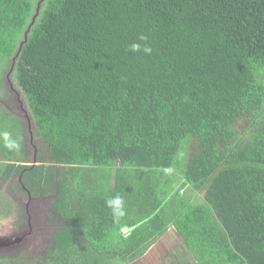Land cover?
Listing matches in <instances>:
<instances>
[{
    "label": "trees",
    "instance_id": "trees-1",
    "mask_svg": "<svg viewBox=\"0 0 264 264\" xmlns=\"http://www.w3.org/2000/svg\"><path fill=\"white\" fill-rule=\"evenodd\" d=\"M37 2L0 0V90L11 62L39 143L26 163L0 105L21 143L0 136V179L60 222L23 264H129L169 235L167 264H264V0Z\"/></svg>",
    "mask_w": 264,
    "mask_h": 264
},
{
    "label": "rangeland",
    "instance_id": "rangeland-1",
    "mask_svg": "<svg viewBox=\"0 0 264 264\" xmlns=\"http://www.w3.org/2000/svg\"><path fill=\"white\" fill-rule=\"evenodd\" d=\"M40 1L37 2L34 14L39 12ZM1 83L0 105H4L22 124L25 161L28 164L34 163L38 156V138L25 96L15 83L11 62L1 75ZM5 165L6 162L0 161V171ZM17 188L15 177L7 181L0 179V257L3 264H23L26 260L41 258L46 253L52 233L60 225L51 211L53 196L31 198ZM20 232L24 237L21 236L20 241H13ZM176 248L177 243L169 235L159 239L156 247L152 246L147 255L138 257L129 264H167L170 254L167 250L174 253Z\"/></svg>",
    "mask_w": 264,
    "mask_h": 264
},
{
    "label": "clouds",
    "instance_id": "clouds-1",
    "mask_svg": "<svg viewBox=\"0 0 264 264\" xmlns=\"http://www.w3.org/2000/svg\"><path fill=\"white\" fill-rule=\"evenodd\" d=\"M148 37L146 35H139L137 37V42H133L128 46V51L132 53H143L145 55H150L152 48L147 45ZM4 141V147L10 151H15L17 153L21 150V143L17 139H13L11 133L3 132L0 133ZM106 207H108L113 215L114 220L117 222L125 216V201L119 194L109 197L105 201Z\"/></svg>",
    "mask_w": 264,
    "mask_h": 264
},
{
    "label": "water",
    "instance_id": "water-1",
    "mask_svg": "<svg viewBox=\"0 0 264 264\" xmlns=\"http://www.w3.org/2000/svg\"><path fill=\"white\" fill-rule=\"evenodd\" d=\"M33 19H34V18H33ZM33 19H32L31 24H30V25L27 27V29H26L24 41L26 40V33H27V31L29 30L30 26L32 25V23H33V21H34ZM17 54H18V53H17ZM17 54H16V55H17ZM14 58H15V56H14ZM18 234H19V235H16V239H15V240L13 239V241H16V240H17V241H20V239H22L21 236H23V235H22L23 233L20 232V233H18ZM23 237H24V236H23ZM26 239H27V237H26Z\"/></svg>",
    "mask_w": 264,
    "mask_h": 264
}]
</instances>
